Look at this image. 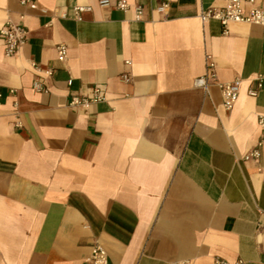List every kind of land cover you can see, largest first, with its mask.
<instances>
[{
	"label": "crops",
	"instance_id": "1",
	"mask_svg": "<svg viewBox=\"0 0 264 264\" xmlns=\"http://www.w3.org/2000/svg\"><path fill=\"white\" fill-rule=\"evenodd\" d=\"M36 2L0 0V28L29 30L12 57L0 39V264H89L97 244L110 264H264V148L246 159L264 133V89L248 94L264 27L201 20L229 0H130L139 22L99 0ZM208 54L219 83L242 81L230 111L195 84ZM98 86L105 102L69 106Z\"/></svg>",
	"mask_w": 264,
	"mask_h": 264
},
{
	"label": "built area",
	"instance_id": "2",
	"mask_svg": "<svg viewBox=\"0 0 264 264\" xmlns=\"http://www.w3.org/2000/svg\"><path fill=\"white\" fill-rule=\"evenodd\" d=\"M22 6L29 7L32 10L39 9L36 0H19ZM101 7L109 8L116 7L118 10L128 13L133 11L135 14V20L141 21L143 19V7L140 4H132L130 0H117L114 4L112 0H99ZM170 9V4L164 2L159 8L158 12L164 17L167 16ZM89 7H75L73 10V17L77 21L83 20V13L90 11ZM45 14L47 10H42ZM63 19H69L70 16L67 13L61 14ZM203 22L218 21L224 27V34H228V27L232 24H251L264 27V9L257 4V0H229L228 4L224 8L209 9L202 13L200 16ZM29 37V30L24 25H16L11 22L4 24L0 28V39L5 46V54L8 57L14 56L20 48H22L27 42ZM68 55V48L65 45L58 47V60L59 62H65ZM34 68L40 73L51 76L52 70L43 71L39 66L34 64ZM125 82L130 81L129 76H124ZM72 84V82H69ZM196 86L204 91H208L210 86L215 84L221 90L223 97V106L226 110H232L238 102L241 93L242 81L240 79L235 80L232 83L221 84L218 82V76L216 73V64L211 55L206 56V74L198 78L195 82ZM34 89L39 92L48 91L45 89L44 84L39 78L35 84ZM264 89V83L262 77L256 79V86L249 89L248 94L251 97H258L261 91ZM14 93V91H12ZM0 92V98H2ZM106 101V96L101 87H95L91 96H73L70 100L69 106L74 108H89L90 106ZM259 126L264 132V117H259ZM264 148V133L256 148L253 152L247 156L246 159L257 158L262 155ZM89 264H110L109 255L106 249L97 244L92 248V254L88 259ZM214 264H231L225 260L217 259ZM236 264H243L242 261Z\"/></svg>",
	"mask_w": 264,
	"mask_h": 264
}]
</instances>
